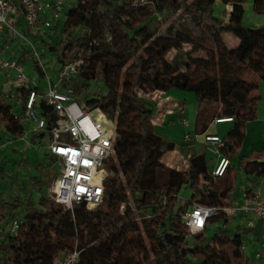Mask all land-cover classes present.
Returning <instances> with one entry per match:
<instances>
[{
	"label": "trees",
	"instance_id": "1",
	"mask_svg": "<svg viewBox=\"0 0 264 264\" xmlns=\"http://www.w3.org/2000/svg\"><path fill=\"white\" fill-rule=\"evenodd\" d=\"M100 1L109 3L108 0H75L64 12L62 22L54 27V33L45 32L49 42L44 37L40 40L42 45L35 44V48L45 47V52L55 57L56 66L61 67L64 50L72 46L65 39L75 42L78 28L91 32L92 15ZM150 1L156 17L170 6L183 7L199 17L212 31L214 49L207 50L205 55H195L182 45L192 42L188 35L155 36L148 22L137 19L124 22L126 31L119 42L113 43L103 36L88 38L90 54L81 58L84 79L71 81L70 85L84 99L92 80L100 81L105 88L95 101L86 102L94 104L114 123V155L107 164L103 181L104 201L90 210L83 205L64 210L54 205L46 193L35 203L29 199L23 218L18 219L17 233L0 232V264H53L56 256L71 250L75 244L80 250L77 264H224L223 259L226 264H232L223 250L219 253L221 247L232 243L233 257L241 260L244 258L239 250L243 246L242 233L252 232L255 238L262 235L261 220L254 227H246L235 216L238 222L229 225L228 215L221 209L232 204L229 198L236 168L250 181L258 183L264 179V150L255 155L252 151L249 156L242 155L236 163L232 162L244 138L246 124L256 118L258 97L253 78L264 81V25L251 28L242 24L243 4L247 0H222L231 8L224 17L213 15L214 0ZM252 8L264 14V0H253ZM55 32L65 36L57 40ZM223 33L236 37L238 44L227 48L221 40ZM170 50L174 51L171 57L166 54ZM26 51L32 58V50ZM34 69L42 77L36 61ZM171 87L193 94L195 135L204 134L215 119L232 118L231 126L221 136L222 145L217 148L218 154L230 160L220 177L211 174L203 153L191 155L183 171L158 163L155 169L150 168L160 159L163 142L152 124V104L139 91L161 92ZM30 90L31 86L16 88L12 97L0 91V121L12 137L20 136L24 125L14 114L15 104L9 101L16 99L20 109H24ZM35 108L49 130L56 119L51 108L42 98L36 101ZM45 135L32 133L29 138L38 142ZM173 149L171 144L166 146L167 151ZM46 159L53 161L49 153ZM38 165L33 181L39 188L44 186L48 190L54 172L47 174L49 164ZM5 204L8 213L3 214ZM122 204H125L123 211ZM195 205L217 210L207 219L203 231L190 233L181 215ZM20 207L17 200L5 202L0 207V220L17 219L15 215ZM212 224L217 225L216 230L206 241L203 233ZM134 252L139 258L127 259ZM262 259L253 260L252 264H261Z\"/></svg>",
	"mask_w": 264,
	"mask_h": 264
},
{
	"label": "rangeland",
	"instance_id": "2",
	"mask_svg": "<svg viewBox=\"0 0 264 264\" xmlns=\"http://www.w3.org/2000/svg\"><path fill=\"white\" fill-rule=\"evenodd\" d=\"M108 1L109 3L107 1L99 2L96 11L92 15L91 32H83V28H78L76 35L77 40L75 42L65 39V41L72 44V46L64 50L65 53L61 56L62 65L72 62L77 58L89 56L90 51L88 50L86 42L88 38L103 36L107 39L110 38L113 43L119 42L126 31L123 28L124 22H130L132 19L148 22L150 31L155 34V36L177 37V33L188 35L192 39V42L183 43L182 45L185 50H192L195 55H205L207 50L214 49L212 31L200 21L199 17L194 16L183 7L176 8L170 6L161 16L156 17L154 4L150 0ZM252 1L253 0H247L243 4L244 14L242 24L255 28L264 25V14H258L253 10ZM74 2V0H71L70 4H66L64 6L65 11L69 6L74 4ZM230 9V5H224L222 0H214V16L224 17L225 13L230 11ZM22 33L29 36L31 39H35L34 44L42 45L39 40L41 36L35 38L32 34L33 32L29 35L25 31ZM85 33H89V36H85ZM56 36L58 40L65 35L57 32ZM83 36L87 38L84 39L82 38ZM44 37L45 42L48 43L47 37ZM221 40L227 48H233L239 41L229 33H223L221 35ZM4 46L5 45H3V48ZM15 49H18V47ZM26 49L27 47L25 48L24 57L18 58L19 63L22 64L25 75L36 85L40 94H44L47 88L46 76L50 78V81L54 80L56 77L57 66L55 64V57L53 54L46 53L45 47L41 46L37 48V50L41 49L44 51L42 52L43 55L40 56V60L43 62L42 64L46 71V76L40 77L34 69L35 57L31 58V56H28ZM173 53L174 51L170 50L167 51L166 54L171 57ZM253 79L257 85L255 95L258 97L256 118L245 126L244 138L239 150L232 158L233 163H236L237 159L242 155L249 156V154L252 153L251 150H254L253 155L264 150V81L258 77H254ZM5 81L6 77L4 73L0 72V88ZM9 90L10 89L7 90L6 87L4 88L5 92L9 93ZM104 92L105 88L103 84L100 81L92 80L89 91L87 92V99H84V95H79L78 97L81 99V102H87V100L95 101L97 94H103ZM146 94L147 93L139 91V95L152 104L154 109L152 124L155 127V133L161 137L163 142V146L159 151L161 157L157 162L151 164L150 168L152 170L155 169V165L158 163L164 167H170L175 171H183L191 155L203 153L208 161L209 169H212L218 154L213 148L206 147L202 135L196 136L193 133V122L196 114V103L193 94L191 92L183 93L175 87H171L167 91L159 92V95L155 98L151 92H148L149 96ZM9 102L15 104L14 110L17 113L20 106L16 99L12 98ZM93 105L94 104L91 106ZM96 115V112H94L93 116ZM3 125L4 123L0 121V152L1 159L3 160V165L0 168V207L5 202L11 203L13 200L21 202V207L17 210L15 217L17 219H22L25 214V207L27 206L26 202L30 199L35 203L40 195L48 193V190H46L44 186L39 188V185L33 181V177L37 174L39 169L38 163L42 161L45 165L49 164L47 174L50 171L55 172L57 167L46 159L49 136H44L38 142L30 141L29 137L32 134L31 127L33 123L28 122L25 125L24 135L18 140V143L14 144L11 141V136L4 129ZM230 126V123L211 124L208 127V131H215L219 136H223ZM170 144L173 145L174 149L167 151L166 146ZM12 149H15V152ZM117 176H119V173ZM42 179H44V177H42ZM254 183L258 185L260 191L264 192V187L260 186V184L264 185V181ZM246 186V178L239 172L238 168H236L233 189L229 198V201H231L233 205L238 202ZM254 189H257V186H255ZM181 192H185V190L182 189ZM232 204L227 207L233 206ZM4 213H8L7 204H5V209L3 210V214ZM218 217H221V215H218ZM235 221L238 222L232 214H229L226 223L233 225ZM10 222V220H0V232H9L11 226ZM216 226V224L210 225L203 233V237L206 241L210 240L216 230ZM254 240L255 235L252 232L242 233L244 258L241 260L233 257L234 246L231 245L232 243L221 247L219 253L221 254L223 250L226 258L231 261L232 264H252V255L254 254L255 248V246H253ZM260 251L264 254V249L260 248ZM138 258L139 254L137 252L127 257V259H132L133 261H136ZM223 262L226 264L224 259ZM261 264H264V259H262Z\"/></svg>",
	"mask_w": 264,
	"mask_h": 264
},
{
	"label": "built area",
	"instance_id": "3",
	"mask_svg": "<svg viewBox=\"0 0 264 264\" xmlns=\"http://www.w3.org/2000/svg\"><path fill=\"white\" fill-rule=\"evenodd\" d=\"M68 0H0V38H11L19 43L21 50L30 48L32 58L46 76L43 62L39 52L28 36L24 35L18 24L23 21L25 32L29 35L33 31L40 30L43 35L54 33V27L58 26L64 18V6ZM58 30V29H56ZM2 48H0L1 50ZM23 52V51H22ZM0 72H3L6 81L0 91L6 96L12 97L13 90L31 86L24 109L14 114L19 122L25 125L33 123L32 133H46L49 136L47 150L53 158L52 163L57 167L48 188V197L56 205L64 210H72L74 206L83 205L90 210L103 203L104 178L107 175V164L114 155V123L107 119L106 115L97 107L81 102L78 95L70 85L71 81L84 79L83 60L77 58L72 62L63 64L56 69V77L50 81L46 76L47 88L44 94H38L35 84L24 73V68L16 56L4 51L0 53ZM10 89L9 93L4 88ZM160 91H152L157 97ZM146 95L149 96L147 93ZM42 98L55 115V123L46 129V121L35 108L36 101ZM96 112V116L93 113ZM232 118L215 119L214 124L229 123ZM24 132L21 134V138ZM197 136V135H196ZM203 142L206 147L217 148L222 145L221 136L217 134H203ZM216 164L212 167L211 174L220 177L230 164V160L220 154L217 155ZM125 204L120 206L123 211ZM214 207L195 205L181 215V221L190 233L203 231L207 219L216 211ZM228 216H238L246 227H254L258 220L264 222V193L246 186L235 205L224 207ZM19 220H11L9 233L14 235L19 228ZM253 260L257 262L264 258L260 248L264 249V229L260 240L253 242ZM243 253L244 246L239 248ZM80 250L76 244L62 255L54 258L53 264H77Z\"/></svg>",
	"mask_w": 264,
	"mask_h": 264
},
{
	"label": "crops",
	"instance_id": "4",
	"mask_svg": "<svg viewBox=\"0 0 264 264\" xmlns=\"http://www.w3.org/2000/svg\"><path fill=\"white\" fill-rule=\"evenodd\" d=\"M75 1V0H74ZM71 3V0H68V1H66V4H70ZM18 27L20 28V31L21 32H23V31H25V28H24V23H23V21H20L19 22V24H18ZM33 36L35 37V38H38V37H40L41 36V38H39V40H42L43 38H44V35H43V33H41V31L40 30H38V31H33ZM43 37V38H42ZM28 38H29V40L30 41H32L33 43H34V41H35V39H31L29 36H28ZM36 44V43H35ZM35 44H34V46H35ZM3 45H5L4 46V48H3ZM18 47V49H15V48H17ZM41 47V46H40ZM39 47V48H40ZM0 48H2L1 50H0V53H4V51H7V52H9V53H11L13 56H16L17 58H21V57H24V55H25V50H21L20 48H19V43L16 41V40H12L11 38H5V37H1L0 38ZM42 49V48H41ZM41 49H39L38 51H42ZM18 50V51H17ZM23 51V52H22ZM249 123V122H248ZM211 124H214L213 122L211 123ZM210 124V125H211ZM221 124V123H220ZM248 124H246V126H247ZM209 130V128L207 129V131L204 133V134H216L215 133V131L214 132H209L208 131ZM203 135V134H202ZM218 135V134H217ZM198 136H200V135H198ZM21 139V135L20 136H18V137H12L11 136V141H12V143L14 144V143H18V140H20ZM9 144H11V143H9ZM14 152H15V149H12ZM12 151V152H13ZM251 151H254V150H251ZM47 153H49V151L47 150ZM217 159H218V157L216 156V159H215V164H216V161H217ZM3 160L1 159V152H0V168L2 167V165H3V162H2ZM42 162V161H41ZM214 164V165H215ZM245 177V176H244ZM246 178V177H245ZM261 181H264V179H262V180H259L258 181V183L259 182H261ZM246 182H247V186H249V187H251V188H253L254 189V187L255 186H257V190H259L258 188V185H255V183L253 182V181H250L249 179H247L246 178ZM260 186L261 187H264V185H262V184H260ZM260 191V190H259ZM261 193H264V192H262V191H260ZM233 205V204H232ZM235 205V204H234ZM260 240V237L259 238H255V242H257V241H259ZM252 255V254H251Z\"/></svg>",
	"mask_w": 264,
	"mask_h": 264
}]
</instances>
